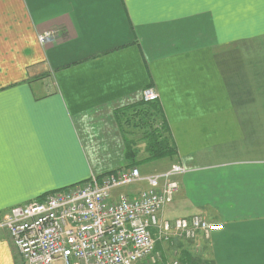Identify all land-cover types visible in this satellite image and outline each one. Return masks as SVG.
Listing matches in <instances>:
<instances>
[{"label":"crops","instance_id":"0c3cea01","mask_svg":"<svg viewBox=\"0 0 264 264\" xmlns=\"http://www.w3.org/2000/svg\"><path fill=\"white\" fill-rule=\"evenodd\" d=\"M147 88L176 150L160 167L125 119ZM134 163L185 170L163 220L223 226L169 258L264 264V0H0V220ZM0 264H19L3 230Z\"/></svg>","mask_w":264,"mask_h":264},{"label":"built area","instance_id":"2783aa9c","mask_svg":"<svg viewBox=\"0 0 264 264\" xmlns=\"http://www.w3.org/2000/svg\"><path fill=\"white\" fill-rule=\"evenodd\" d=\"M38 36L41 45L55 38ZM144 103L158 100L155 90L141 93ZM185 170L173 165L166 172L141 176L135 167L45 195L41 200L16 206L0 220L19 258V264H158L157 244L206 238L223 230L197 216L163 220L162 211L177 192L174 177ZM145 182L147 189L131 197L114 191ZM165 264H183L173 260ZM202 264V263H197Z\"/></svg>","mask_w":264,"mask_h":264},{"label":"trees","instance_id":"16d2710c","mask_svg":"<svg viewBox=\"0 0 264 264\" xmlns=\"http://www.w3.org/2000/svg\"><path fill=\"white\" fill-rule=\"evenodd\" d=\"M137 111H141L142 115H140L134 125L138 128H146V133L144 136L145 141V153L148 154V158L145 161H157L164 159L166 157H172L175 155L176 150L175 147L172 145L170 138L167 136V131L164 127V123L161 119L160 109L157 106L156 102L154 103H144L140 101L139 103L135 104ZM147 108V116L145 115V109ZM148 125V126H147ZM147 126V127H145ZM133 129V126H132ZM127 151L130 155L131 153V146L130 142L127 141ZM127 153V154H128ZM136 163L131 164L130 167H135ZM159 244L155 246L154 251L159 250ZM180 259V258H179ZM180 261L183 264H197L196 261H189L187 258H181ZM164 264V262L160 263Z\"/></svg>","mask_w":264,"mask_h":264},{"label":"rangeland","instance_id":"374dc122","mask_svg":"<svg viewBox=\"0 0 264 264\" xmlns=\"http://www.w3.org/2000/svg\"><path fill=\"white\" fill-rule=\"evenodd\" d=\"M125 119L131 123V126H130L131 129L130 128L128 129L129 131H131L132 130V125H133L132 123L136 122L135 121L136 118L132 115V112H128V113L125 114ZM145 133H146V128L135 131V134H136L137 138H139V140H142V141L144 140L143 138L145 136ZM143 143H144V141H143ZM139 149L140 150H144V145L142 143H139ZM165 162H166L165 160H163V161H155L154 163H151V164H152V166L160 167L161 165L166 164ZM149 166H151V165H149ZM180 242H181V244L183 243V241H180ZM161 246H163V251L165 253V258H161L160 255L156 254V252H158L159 250L156 251L155 252V256H156L157 259H159L158 264H160L162 262H164V264H165V263H169L170 261L178 259L179 256L175 252L174 253L172 252L173 254L169 258V244L168 245H161Z\"/></svg>","mask_w":264,"mask_h":264}]
</instances>
